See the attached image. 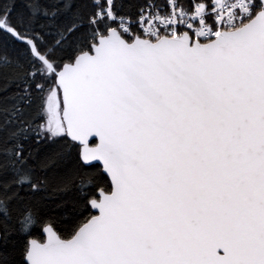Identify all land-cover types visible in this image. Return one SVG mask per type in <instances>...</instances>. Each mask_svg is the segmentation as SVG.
<instances>
[{
    "label": "snow or ice",
    "instance_id": "obj_1",
    "mask_svg": "<svg viewBox=\"0 0 264 264\" xmlns=\"http://www.w3.org/2000/svg\"><path fill=\"white\" fill-rule=\"evenodd\" d=\"M0 264H264V0H0Z\"/></svg>",
    "mask_w": 264,
    "mask_h": 264
}]
</instances>
